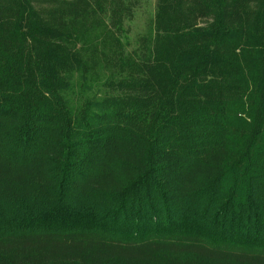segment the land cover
<instances>
[{
  "label": "trees",
  "instance_id": "trees-1",
  "mask_svg": "<svg viewBox=\"0 0 264 264\" xmlns=\"http://www.w3.org/2000/svg\"><path fill=\"white\" fill-rule=\"evenodd\" d=\"M137 4L0 0V264H264V0Z\"/></svg>",
  "mask_w": 264,
  "mask_h": 264
},
{
  "label": "rangeland",
  "instance_id": "rangeland-1",
  "mask_svg": "<svg viewBox=\"0 0 264 264\" xmlns=\"http://www.w3.org/2000/svg\"><path fill=\"white\" fill-rule=\"evenodd\" d=\"M155 11L156 0H138L133 18L124 21L122 34H119L125 54L141 55L144 52L143 43L147 42L148 45L152 43V39L155 35ZM100 31H102V29L96 31V35L90 36L89 43H86L88 51L85 53V57L89 60V62L86 63V68L83 69L86 70V73L83 74L84 76L81 74L77 75V73L74 75L75 81H78V83L85 82L86 86L90 88L87 94L101 93L104 88L102 84L107 79L115 77L116 75L115 70L112 69L110 64H107L106 61L107 55H111L113 51L110 50L111 44L105 43L106 45H104V43L100 41V37L95 38L102 33ZM104 35L105 37H109V41H113L112 39L117 37L116 34L105 33ZM78 91L80 92V89ZM136 216L137 215L129 216V223H141V231H144L146 225L150 223L151 220L147 218L146 221H148V223H146L145 220L135 223L139 221ZM124 230V227H122V232ZM128 230H130V228Z\"/></svg>",
  "mask_w": 264,
  "mask_h": 264
}]
</instances>
